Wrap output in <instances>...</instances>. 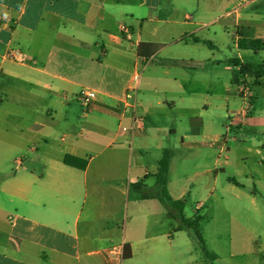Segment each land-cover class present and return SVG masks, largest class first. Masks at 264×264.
Here are the masks:
<instances>
[{"label": "crops", "instance_id": "0c3cea01", "mask_svg": "<svg viewBox=\"0 0 264 264\" xmlns=\"http://www.w3.org/2000/svg\"><path fill=\"white\" fill-rule=\"evenodd\" d=\"M258 1L203 10L196 0L191 14L162 0H0V264L187 258L184 226L158 198L159 163L170 152L167 189L185 213L193 195L220 193L244 128L264 137V86L241 70L264 65ZM143 43L159 46L148 61ZM11 48L20 61L4 57ZM136 75L144 122L124 132ZM84 89L99 92L89 107ZM256 151L264 157V140ZM228 186L245 184L229 177Z\"/></svg>", "mask_w": 264, "mask_h": 264}, {"label": "rangeland", "instance_id": "374dc122", "mask_svg": "<svg viewBox=\"0 0 264 264\" xmlns=\"http://www.w3.org/2000/svg\"><path fill=\"white\" fill-rule=\"evenodd\" d=\"M162 1L173 2L176 9L186 7L191 14L197 6L196 0ZM231 1L202 0L201 6L204 10L208 5L221 2L223 7L220 10H226L227 4ZM255 5L264 6V0H259ZM171 10L172 8L168 11ZM263 108L264 102L261 101L257 104L258 112ZM237 137L238 141L231 143V165L224 167L225 172H220V193L208 199L201 195H193L185 211L186 216L191 218L195 215L197 202H203L201 216L204 219L201 230L208 249L218 256V260L216 262L207 260L195 233L184 227L182 230L184 232L179 234L178 244L186 250L187 258L183 260L182 257L183 261L172 258L166 264H189L192 259L200 258H203V261L195 264H264V157L256 151L264 137L259 128H244ZM222 161L224 162V158ZM196 172L197 169L191 166L185 169L188 176L195 175ZM229 177L241 179L245 187L224 190L229 187ZM255 190L258 193H254Z\"/></svg>", "mask_w": 264, "mask_h": 264}, {"label": "trees", "instance_id": "16d2710c", "mask_svg": "<svg viewBox=\"0 0 264 264\" xmlns=\"http://www.w3.org/2000/svg\"><path fill=\"white\" fill-rule=\"evenodd\" d=\"M158 45L150 44V43H143L140 45L139 48V55L145 60H150V58L154 55L155 51L158 49ZM145 51H148L147 54H144ZM243 73H249L254 76L255 83L261 86H264V65L261 64H246L243 65L241 68ZM263 81H260V80ZM170 152L166 151L160 160L158 173H157V190H158V198L159 200L167 207L169 211H171L176 219L183 224V226L195 233L197 236L199 245L203 254L211 261L217 259L216 255L212 253L208 247L204 235L200 229V223L203 220V216L200 214L196 215L194 218H187L184 209H185V201H175L171 198L168 189H167V182H168V169L170 163ZM72 157L67 156L65 158V163L68 165H72ZM86 164H84L81 168H85ZM230 182L240 185L237 180L234 178L229 179ZM130 254L127 253V256Z\"/></svg>", "mask_w": 264, "mask_h": 264}, {"label": "built area", "instance_id": "2783aa9c", "mask_svg": "<svg viewBox=\"0 0 264 264\" xmlns=\"http://www.w3.org/2000/svg\"><path fill=\"white\" fill-rule=\"evenodd\" d=\"M3 21L5 18L2 19ZM7 21H5L4 24H6ZM122 31L127 34V36L131 35V30L128 27H123ZM21 51L16 48L9 49L4 57L9 60L13 61H20L21 60ZM139 75H136L133 79V86L128 89L126 94L123 97V103L126 104L127 109L132 111L133 113V125H126L125 123L121 124V130L124 132H133L137 127L135 125H139V127L143 124L144 118L141 116H138L135 111L138 107V100H137V91H138V84H139ZM99 95V92L95 89H84L79 94V101L84 107H89V105L97 99Z\"/></svg>", "mask_w": 264, "mask_h": 264}]
</instances>
